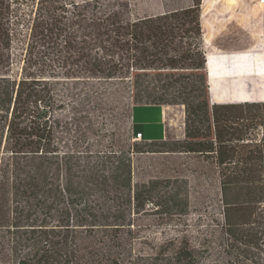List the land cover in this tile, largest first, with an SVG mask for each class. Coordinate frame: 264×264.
<instances>
[{"label":"trees","instance_id":"trees-1","mask_svg":"<svg viewBox=\"0 0 264 264\" xmlns=\"http://www.w3.org/2000/svg\"><path fill=\"white\" fill-rule=\"evenodd\" d=\"M200 4L127 19L89 1L0 0V264L202 262L204 247L186 237L132 255L133 216L180 218L187 198L169 180L163 203L151 193L159 180L133 190L138 151L125 140L102 150L66 137L80 119L73 105L68 120L57 117L68 105L56 99L61 82L105 83L133 107H183L184 139L150 144L214 163L224 250L233 262L264 264V74L207 84Z\"/></svg>","mask_w":264,"mask_h":264},{"label":"rangeland","instance_id":"rangeland-1","mask_svg":"<svg viewBox=\"0 0 264 264\" xmlns=\"http://www.w3.org/2000/svg\"><path fill=\"white\" fill-rule=\"evenodd\" d=\"M64 1V0H63ZM81 5L89 1L99 6L101 12H120L125 18L137 17L139 9L144 8L139 1L125 0H65ZM36 2V0H34ZM97 2V3H96ZM248 0H214L212 18L203 21V42L207 47L212 46L226 51L228 55L215 59L220 62L215 70H210L211 76L226 75L241 70L264 74V4L252 7ZM35 6V5H34ZM211 2L203 0L202 16L205 17L210 10ZM25 7V6H23ZM35 11V7H34ZM229 13L227 22L217 21V16ZM209 18V19H208ZM216 23V28L208 21ZM215 31V32H214ZM256 45L250 51H239ZM204 48L206 57L212 56L209 48ZM16 55L20 52L14 46ZM22 57H16L13 70L20 69ZM94 86L61 82L55 87L56 99L67 103L65 110L57 113V117L68 120L71 117L73 105L79 117V130L66 135L69 138H80L87 143H98L99 149L110 142L119 139L126 145H132L136 154L133 156L132 183L135 187L139 183L149 180H159L155 189L151 191L153 201L164 198V182H173L171 189L187 198V214L178 218L159 216L152 209L141 216H133L132 255H146L151 249L157 247L162 241L173 237H186L192 245L204 247L201 264H240L232 261V257L224 250L226 237L221 230L223 223V207L220 201V190L217 177V168L211 160L202 155L186 152H167L174 145L162 148L150 144L154 134L146 136L144 133L155 131L160 126L166 141H182L184 139V113L179 105H164L159 108L133 107L131 100L123 92L114 94L110 86L105 83L93 82ZM96 91V93H94ZM71 110V111H70ZM150 111V112H149ZM131 115V118H130ZM93 123V128L89 123ZM96 129L95 132H92ZM140 133V140L134 141V135ZM121 143V142H120ZM134 145V146H133ZM102 147V148H101ZM141 151V152H139ZM160 151V152H151ZM161 200H160V198ZM253 264V263H245Z\"/></svg>","mask_w":264,"mask_h":264},{"label":"crops","instance_id":"crops-1","mask_svg":"<svg viewBox=\"0 0 264 264\" xmlns=\"http://www.w3.org/2000/svg\"><path fill=\"white\" fill-rule=\"evenodd\" d=\"M125 1H139L137 3H140L142 7L141 10L139 9V11L137 12V17H145V16H155V15H160V14H164L167 12H171V11H176V10H180V9H185L188 8L190 6H192L193 4V0H125ZM211 2V6H210V10L208 11L207 15L205 17L202 16L203 13V7H202V2L203 0H201V4H200V25H201V29L204 28L203 26V21L207 20L206 18L209 17L211 19L212 18V7L214 4V0H208ZM240 2V0H238ZM246 1V0H244ZM252 4V7L256 8L258 7L257 4V0H248ZM230 17L229 13H223L219 16H217V21H225L227 22L228 19ZM208 18V19H209ZM208 23L212 26V28H216V23L213 22V20L208 21ZM202 32L204 34V29H202ZM215 32V31H214ZM202 41H203V36H202ZM203 46L204 48L207 47V45H205V43L203 42ZM256 45H251L248 49L245 50H239V51H250L251 48L255 47ZM209 50L212 53V56L210 57H206V72L208 73L209 77H223V76H237V75H250V74H261V73H257V72H252V71H247V70H241L238 72H233V73H229V74H224V75H219V76H211L210 74L212 73V71L210 70H215L216 66L218 65V63L220 62L219 60H216L215 57L220 56L223 58V56H228V55H217V54H224V52L226 51H222L219 50L215 47L212 46V43L210 44ZM227 53V52H226ZM163 107V106H160ZM137 108H144L147 110V108H159V106H150V105H141V106H137ZM150 112V111H149ZM157 129L155 131H149L148 133H144L146 134V136H149L151 134H154V137H152L153 139L157 140H164L165 138V133L163 131V129L158 126L156 127Z\"/></svg>","mask_w":264,"mask_h":264},{"label":"built area","instance_id":"built-area-1","mask_svg":"<svg viewBox=\"0 0 264 264\" xmlns=\"http://www.w3.org/2000/svg\"><path fill=\"white\" fill-rule=\"evenodd\" d=\"M257 3H258V4H264V0H258ZM141 137H142V135H141L140 133H137V134L134 135L133 140H134V141H136V140H140Z\"/></svg>","mask_w":264,"mask_h":264},{"label":"water","instance_id":"water-1","mask_svg":"<svg viewBox=\"0 0 264 264\" xmlns=\"http://www.w3.org/2000/svg\"><path fill=\"white\" fill-rule=\"evenodd\" d=\"M206 64H207V61H206V57H205V68H207ZM206 75H207V84L209 85L208 73ZM210 99H211V95H210Z\"/></svg>","mask_w":264,"mask_h":264},{"label":"bare ground","instance_id":"bare-ground-1","mask_svg":"<svg viewBox=\"0 0 264 264\" xmlns=\"http://www.w3.org/2000/svg\"><path fill=\"white\" fill-rule=\"evenodd\" d=\"M258 1V0H257ZM258 4V3H257ZM259 5V4H258Z\"/></svg>","mask_w":264,"mask_h":264}]
</instances>
